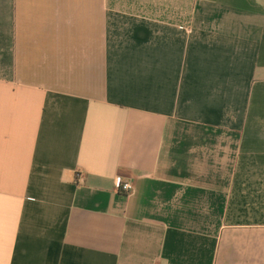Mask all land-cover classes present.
Instances as JSON below:
<instances>
[{"label": "crops", "instance_id": "crops-1", "mask_svg": "<svg viewBox=\"0 0 264 264\" xmlns=\"http://www.w3.org/2000/svg\"><path fill=\"white\" fill-rule=\"evenodd\" d=\"M0 264H264V0H0Z\"/></svg>", "mask_w": 264, "mask_h": 264}, {"label": "built area", "instance_id": "built-area-1", "mask_svg": "<svg viewBox=\"0 0 264 264\" xmlns=\"http://www.w3.org/2000/svg\"><path fill=\"white\" fill-rule=\"evenodd\" d=\"M117 186L123 193L132 194L134 192V185L131 182H124L121 178L117 180Z\"/></svg>", "mask_w": 264, "mask_h": 264}]
</instances>
